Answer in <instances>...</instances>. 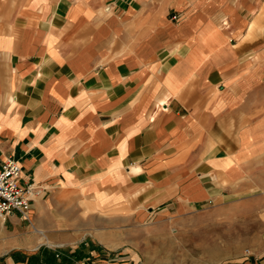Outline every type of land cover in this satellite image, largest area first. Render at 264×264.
<instances>
[{
	"label": "crops",
	"instance_id": "crops-1",
	"mask_svg": "<svg viewBox=\"0 0 264 264\" xmlns=\"http://www.w3.org/2000/svg\"><path fill=\"white\" fill-rule=\"evenodd\" d=\"M8 157L0 264H264V0H0Z\"/></svg>",
	"mask_w": 264,
	"mask_h": 264
},
{
	"label": "built area",
	"instance_id": "built-area-1",
	"mask_svg": "<svg viewBox=\"0 0 264 264\" xmlns=\"http://www.w3.org/2000/svg\"><path fill=\"white\" fill-rule=\"evenodd\" d=\"M21 168L13 157L6 158L0 166V215L12 211L26 215L35 188L32 185L22 186L19 183ZM77 264H87L79 261Z\"/></svg>",
	"mask_w": 264,
	"mask_h": 264
},
{
	"label": "rangeland",
	"instance_id": "rangeland-1",
	"mask_svg": "<svg viewBox=\"0 0 264 264\" xmlns=\"http://www.w3.org/2000/svg\"><path fill=\"white\" fill-rule=\"evenodd\" d=\"M258 222H256V218H248V227H249V230H248V236H247V238L248 239H250V228H251V226H254V225H256ZM219 230V233H218V235L220 234V230L222 229L220 226L219 227H217ZM230 230H232V228L230 229ZM235 230H236V232L238 233L239 232V227L236 225L235 226ZM227 232H228V229H226V225H224V228H223V233H221V236H223L225 239L226 238H229V236H228V234H227Z\"/></svg>",
	"mask_w": 264,
	"mask_h": 264
}]
</instances>
